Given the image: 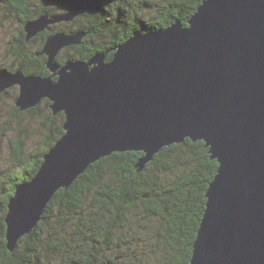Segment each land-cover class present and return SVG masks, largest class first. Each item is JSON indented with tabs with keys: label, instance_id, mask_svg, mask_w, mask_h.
Returning a JSON list of instances; mask_svg holds the SVG:
<instances>
[{
	"label": "water",
	"instance_id": "obj_1",
	"mask_svg": "<svg viewBox=\"0 0 264 264\" xmlns=\"http://www.w3.org/2000/svg\"><path fill=\"white\" fill-rule=\"evenodd\" d=\"M75 15H40L25 23L26 39ZM85 34L46 38L39 55L50 76L0 72V92L19 86L21 111L48 99L54 114H65L63 135L9 200L8 249L90 164L142 151V170L161 148L189 138L203 140L219 164L190 264H264V0H202L186 26L176 20L60 64V51Z\"/></svg>",
	"mask_w": 264,
	"mask_h": 264
},
{
	"label": "trees",
	"instance_id": "obj_2",
	"mask_svg": "<svg viewBox=\"0 0 264 264\" xmlns=\"http://www.w3.org/2000/svg\"><path fill=\"white\" fill-rule=\"evenodd\" d=\"M37 2L38 6L34 0L0 4L4 15L21 23L8 49L17 64L0 72L14 71L17 65L27 75L50 76L47 57L39 55L50 34L86 33L81 44L65 47L57 56L60 64L69 59L85 61L97 52L118 47L138 32L167 28L176 20L188 25L202 0ZM63 10H74L85 22L77 28L51 27L26 39V22ZM37 38L41 39L37 50L25 49ZM43 101L47 115L41 121L42 139L35 148L26 145L32 138H28L21 114L39 117L40 104L24 111L14 106L7 121L6 130L13 128L18 133L10 141L12 166L0 172V264H190L206 209V192L219 164L203 140L189 138L161 148L142 170L137 166L142 151L113 152L90 164L68 188L53 195L38 224L19 239L13 251L8 249L5 217L9 200L20 183L36 175L44 154L64 133L65 114H54L52 102Z\"/></svg>",
	"mask_w": 264,
	"mask_h": 264
},
{
	"label": "rangeland",
	"instance_id": "obj_3",
	"mask_svg": "<svg viewBox=\"0 0 264 264\" xmlns=\"http://www.w3.org/2000/svg\"><path fill=\"white\" fill-rule=\"evenodd\" d=\"M37 1L39 0H34V4L38 6L39 2ZM65 1L67 2L68 0H65ZM73 11L74 10L64 11L63 13L61 11L59 12H61V14L63 15H66L69 12H73ZM75 13L76 15L73 20L61 21V22L50 24L49 26L54 27L56 29H60V28H66L69 26L76 25L75 28H77L78 24H81L82 22H85V21H82L79 18H77V12ZM58 15L60 14L58 13ZM20 25L21 23L16 17L4 15L3 11L0 10V69L1 70L10 68L13 65V63H15L14 59L9 55L8 49L10 47V42L14 41L13 39L15 35L19 32ZM69 33H74V32H69ZM85 36L83 37V39L85 38ZM40 41H41L40 38L29 41L28 44L25 46V49H28L29 51L37 50V48L40 45ZM14 68H15L14 71L17 70V65H15ZM18 94H19L18 85H14L3 92H0V172L3 170L5 171L6 169H9L12 166L11 161H10V158H11L10 155L12 151L10 141L16 140L15 138L18 132L16 129L13 130V128L11 131L10 130L8 131L6 130V127L8 126L7 121L11 118V115L14 113V106H16V100H17ZM43 100L40 103V106H42V108L40 111L41 115H39V117L35 118L32 115H28L29 117L26 118L27 117L26 114H21V116L25 118V121L23 120V122L27 124V127L29 129L28 138L30 137L32 138V139H29V141H27V144H26L27 147H30L31 149L35 148L39 140L42 139L41 130H42L43 125L41 121L45 119L47 115L46 111H44L45 102ZM9 125L13 127L15 123L13 122V124L11 123ZM23 127H25V125ZM23 136L24 134H22V137ZM19 137H21V135ZM23 138H25V136Z\"/></svg>",
	"mask_w": 264,
	"mask_h": 264
},
{
	"label": "flooded vegetation",
	"instance_id": "obj_4",
	"mask_svg": "<svg viewBox=\"0 0 264 264\" xmlns=\"http://www.w3.org/2000/svg\"><path fill=\"white\" fill-rule=\"evenodd\" d=\"M3 70H5V69H3ZM6 71H8V70H6Z\"/></svg>",
	"mask_w": 264,
	"mask_h": 264
}]
</instances>
